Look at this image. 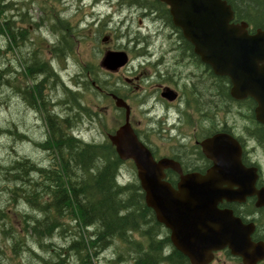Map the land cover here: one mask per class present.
Returning a JSON list of instances; mask_svg holds the SVG:
<instances>
[{
    "label": "flooded vegetation",
    "instance_id": "af4514ba",
    "mask_svg": "<svg viewBox=\"0 0 264 264\" xmlns=\"http://www.w3.org/2000/svg\"><path fill=\"white\" fill-rule=\"evenodd\" d=\"M222 1L234 13L231 24L245 27L252 36L264 32V0ZM109 53L125 54L126 63L107 70L103 62ZM46 55L53 62L81 61L74 84L85 90L90 86L110 100L119 114L115 118L120 120L119 128L128 121L156 162L175 164L167 169L202 176L212 169H244L223 178V188L230 192L218 204L220 211L231 213L237 221L239 236L232 248L228 245L214 252L210 264H264V122L258 118L260 105L250 97L232 96L230 78L217 75L213 65L198 54L194 43L174 24L166 3L0 0V110L13 111V128L6 136L13 139L15 169L50 167L46 159L51 151L43 147L47 136L50 140L49 123L55 118L61 133L69 125L68 103L73 101L61 71L54 69L52 76L45 64L38 67V75L35 69L21 68V60L37 56L46 63ZM95 74L104 81H93ZM118 100L127 108L117 107ZM36 126L43 132L40 139ZM0 132L5 135L3 125ZM219 136L228 138L226 147L212 142ZM229 142L233 149L228 148ZM126 164L136 169L133 161ZM166 180L179 189L178 172L168 171ZM160 225L159 240L170 241L165 249L180 259L179 264H192L172 243L171 231ZM189 242L185 239L183 243Z\"/></svg>",
    "mask_w": 264,
    "mask_h": 264
},
{
    "label": "trees",
    "instance_id": "16d2710c",
    "mask_svg": "<svg viewBox=\"0 0 264 264\" xmlns=\"http://www.w3.org/2000/svg\"><path fill=\"white\" fill-rule=\"evenodd\" d=\"M29 59L21 60L22 70L35 69L38 75V67L45 64L54 75L52 64L37 56ZM67 93L69 97L78 95L71 90ZM72 101L70 106L79 105L78 97ZM38 103L36 98V106ZM72 126L79 128L70 120L67 132L61 133L56 130L55 118L52 125L49 123L50 140L47 136L43 147L51 151L50 167L15 169L13 160L0 165V183L11 190L9 203L26 202L37 212L36 219L26 223L28 228L29 224L32 226L38 248L42 252L55 249L53 243L46 244L44 240L56 235L67 241L65 249L56 251L53 260L29 250L43 264H67L63 258L66 253L74 254L81 264H94L111 249H116L119 256L111 264L123 260L126 264H179L180 259L165 249L170 246L169 239L159 240L162 227L146 206L138 181L125 185L120 182L124 162L115 147L108 140L86 143L75 137ZM5 217L0 209V220ZM3 232L5 240L13 242L14 254L21 256L22 239L6 226Z\"/></svg>",
    "mask_w": 264,
    "mask_h": 264
},
{
    "label": "water",
    "instance_id": "95a60500",
    "mask_svg": "<svg viewBox=\"0 0 264 264\" xmlns=\"http://www.w3.org/2000/svg\"><path fill=\"white\" fill-rule=\"evenodd\" d=\"M161 1L170 6L174 24L194 43L198 54L213 65L217 75L230 78L232 96L251 97L259 103L258 118L264 122V66H259L264 62V32L252 36L245 27L231 24L234 13L222 0ZM125 63V54L109 53L103 66L112 71ZM117 106L127 108L123 100H118ZM109 139L121 160L134 161L148 208L171 231L172 243L192 264H210L213 252L235 246L233 240L239 236L237 221L231 213L220 211L218 204L230 192L223 188V178L244 169H212L206 176L167 169L175 164L169 160L156 162L128 121ZM226 141L227 137L219 136L212 142L224 148ZM229 147L233 149L231 142ZM167 170L181 175L178 190L166 181ZM185 239L191 242L183 243Z\"/></svg>",
    "mask_w": 264,
    "mask_h": 264
},
{
    "label": "rangeland",
    "instance_id": "374dc122",
    "mask_svg": "<svg viewBox=\"0 0 264 264\" xmlns=\"http://www.w3.org/2000/svg\"><path fill=\"white\" fill-rule=\"evenodd\" d=\"M90 49V47H89ZM46 57L50 60H47L55 66V68L59 69L63 75V79L65 80V84L69 86H75L73 91L80 93L76 97L79 98V105H71L68 107L67 115L69 119L72 117V122L76 123L79 128L76 129L75 135L79 139L83 140L87 143H105L108 139V135L116 131L121 123L120 120L115 118L119 116L117 112H115L116 107L110 100L103 97L97 93L93 88L91 89H78V87L74 84V81L78 80V75L81 71L82 63L81 61L71 60L64 62H53L49 56ZM92 62L89 61L88 65H92ZM93 81H96L98 78L102 82V79L99 75L95 74V76L91 77ZM82 83L85 84V79L82 80ZM90 84V83H89ZM85 85L86 87L89 85ZM69 97V96H68ZM71 98H74L71 97ZM13 118V111L11 110L7 114L0 112V125L5 123H10ZM118 118V117H117ZM12 126V125H11ZM43 137V132L36 126V138L40 139ZM11 141L7 139V137L0 136V161L9 162L10 159H7L8 153L10 151H5L2 145H6L8 143L12 145ZM38 149V148H37ZM38 154V152L36 153ZM11 155V154H10ZM3 163V164H4ZM123 181L125 182H134L137 180L136 170L131 168V165L126 164L122 170ZM10 185V184H9ZM11 197V190L9 186L3 183H0V209L4 210V214L7 216L3 218L1 222V229L4 230V226L9 229H13V231L17 232L19 235V240L24 239L25 235L30 233L31 231H25L26 224L23 220V215L16 210L14 203H9ZM48 202L49 198H45ZM65 222V220L63 221ZM31 234V233H30ZM32 235V234H31ZM2 234L0 233V249L3 250L5 254H2L0 251V261L5 264H43L42 261L36 256L33 257L26 252H22L21 256H15V254L9 249V244H5V239H2ZM27 243L29 245H33V249L36 250L42 257L46 260H53L56 251L65 247V242L59 237H54L52 240H44V243H53L55 249L50 251H44L38 249V245L35 244L33 238H28ZM120 252V251H119ZM121 253V252H120ZM118 254L116 250H110L106 252L104 255L100 257L98 261H95L94 264H111L110 262H114L118 258ZM126 264L125 260L121 262V264ZM68 264H80L76 259L70 260Z\"/></svg>",
    "mask_w": 264,
    "mask_h": 264
},
{
    "label": "bare ground",
    "instance_id": "6f19581e",
    "mask_svg": "<svg viewBox=\"0 0 264 264\" xmlns=\"http://www.w3.org/2000/svg\"><path fill=\"white\" fill-rule=\"evenodd\" d=\"M9 32V31H8ZM16 32V31H15ZM7 33V32H6ZM10 35V34H9ZM1 37H3V36H1Z\"/></svg>",
    "mask_w": 264,
    "mask_h": 264
}]
</instances>
